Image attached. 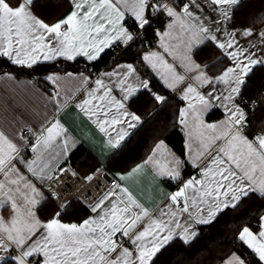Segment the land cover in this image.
Segmentation results:
<instances>
[{
	"label": "snow or ice",
	"instance_id": "6c2138e0",
	"mask_svg": "<svg viewBox=\"0 0 264 264\" xmlns=\"http://www.w3.org/2000/svg\"><path fill=\"white\" fill-rule=\"evenodd\" d=\"M70 2L72 11L50 24L33 11L36 0H0V58L28 69L59 59L74 61L83 57L95 61L105 50L128 46L138 33L149 29L156 32L160 47L174 59L175 48L182 47L178 59L183 74L160 53L150 52L142 59L166 87L176 90L184 85L181 92L187 107L179 110V123L188 128L191 118L198 132L195 153L191 144L187 147L192 165L199 168V178L182 180L185 162L160 140L142 164L119 177L125 180L151 166L154 176L178 182V190L169 193L155 213L117 183L91 206L95 216L66 223L57 212L43 221L37 214L43 193L13 161L23 164L41 182L51 180L58 165L51 160L42 162L43 151L59 149L53 158L66 156L76 142L59 120L49 121L39 133L29 128L35 138L31 151L36 155L25 161L20 153L28 141L21 135L23 143L18 144L0 130V210L10 209L7 218L0 216V264L9 259L14 264H155L157 255L173 241L191 244L199 235L197 225H210L228 210H238L251 195L264 198V130L251 139L245 135L247 115L239 102L254 67L264 66V31L258 33L259 44L249 42V47H244L238 36L251 37L252 29L237 33L222 27L231 20L240 0H207L214 16L204 14L202 0H186L182 6L174 0ZM160 15L169 18L163 32L152 23ZM132 26L135 32L130 30ZM177 27L179 33L174 37ZM172 39L177 40L176 46L170 45ZM206 43L231 61L219 75H209L208 66L193 59L194 49ZM3 78L13 80L10 73H4ZM45 79L53 86L47 99L56 111L67 102V82H74L73 95L83 90L77 109L96 125L113 149L121 146L130 134L128 129L141 122V117L128 109L138 93L147 92L157 104L166 101L165 96L151 91L150 81L142 79L132 63L117 64L94 81L83 73L61 76L51 72ZM90 83L92 87H88ZM205 87L207 92L200 91ZM213 107H222L226 119L205 123L204 113ZM93 178L94 174L84 177L89 182ZM259 227L258 232H253L243 226L237 239L251 250L257 264H264V216L260 217ZM125 239L132 247L125 246ZM13 250L17 255H8ZM226 264H245V259L233 253Z\"/></svg>",
	"mask_w": 264,
	"mask_h": 264
},
{
	"label": "trees",
	"instance_id": "16d2710c",
	"mask_svg": "<svg viewBox=\"0 0 264 264\" xmlns=\"http://www.w3.org/2000/svg\"><path fill=\"white\" fill-rule=\"evenodd\" d=\"M65 8L66 6H62L55 14H51L52 9L49 6H42L41 11L43 15L50 14L47 17L51 18L52 15L54 19ZM161 19V17L154 19L153 27L161 28L163 23ZM229 23L235 30L246 26L259 27L263 25L264 0H243L236 6ZM144 49L147 48L144 47L142 39L138 38L121 55L115 57L112 63L122 59L131 60L145 76L150 78L152 86L157 92L170 94L142 60L141 54ZM195 55L198 61L203 64L214 60L208 65V70L214 74L221 71L228 62L225 57L216 59L220 56V50L212 44H204L196 50ZM113 56V50H109L92 63L82 58L74 61L59 59L55 62L41 63L32 69L12 65L6 58H0V76L4 73L16 76L26 74L35 79L43 88H47L42 78L50 72L101 70L111 64L109 62ZM242 95L248 97L252 102L255 101L254 109L247 107L249 116L245 131L250 138H253L264 130V66L254 67L247 78ZM131 106L146 120L108 160L107 166L110 170L124 173L143 162L160 139L165 140L178 154L185 157V135L182 125L179 123L182 100L177 94L171 93L170 98L162 106L157 107V103L153 102L152 97L142 91L131 101ZM78 162H83L86 165V170H81ZM70 163L83 177L96 167L95 159L83 147L73 152ZM189 171L188 166L184 176ZM57 212H61L62 220L78 223L90 214L91 207L78 199L66 209L61 210L49 198L39 207V213L44 219L53 217ZM263 214L264 198L258 194L251 195L242 202L238 210H228L212 224L200 226L199 235L191 244L184 245L179 239L173 241L167 250H162V253L157 255L155 264H222L233 252H237L247 263L257 264V258L247 246L237 239V236L243 226H248L254 232H258L260 217Z\"/></svg>",
	"mask_w": 264,
	"mask_h": 264
},
{
	"label": "crops",
	"instance_id": "0c3cea01",
	"mask_svg": "<svg viewBox=\"0 0 264 264\" xmlns=\"http://www.w3.org/2000/svg\"><path fill=\"white\" fill-rule=\"evenodd\" d=\"M56 1V2H55ZM243 0H240L242 2ZM175 4L178 6H182L186 0H174ZM203 3V11L204 14L207 16H214L215 14L212 12V8L207 5V0H202ZM42 6H49L52 9L51 14H55V12L59 11V9L62 6H66L65 9L60 11L57 14V17L53 19V16L51 15V18H48L47 16L50 14H42ZM72 3L70 0H36V4L33 7V11L37 16H39L41 19L45 20L47 23H54L57 20L63 19L70 11H72ZM233 14V13H232ZM163 23L162 27L160 28L159 31L163 32L165 30V26L168 23L165 22V17L164 15H160ZM222 27L226 29L227 31H235L237 33L241 32L243 29L250 28L253 30V36L251 37H244V36H238L239 44L244 47H249V42L259 44L260 37L258 36V33L261 31H264V24L259 26V27H252V26H246L243 27L239 30H235L229 23V21L225 22ZM179 33V28L177 27L176 30L173 32V36L175 37ZM221 38L223 39V35L221 34ZM170 45L176 46L177 45V40L172 39L169 41ZM204 45V44H203ZM203 45H200L198 48L194 49L193 51V59L197 62L200 63L201 65H209L211 64L214 60H211L210 62H207L205 64L201 63L198 61L196 58L195 52L197 49L202 47ZM114 48V47H113ZM110 49V50H113ZM259 49H257L258 51ZM109 50H105L100 57L104 53H106ZM150 52H157L160 53L161 55L164 56V59L169 63V64H175L177 66V72L183 74V69L179 66V55L182 52V47H177L175 48L176 52V59L172 55H169L164 51L163 48L160 47V42L158 38V44L157 46L153 48H148L144 49L142 51L141 56L143 57L144 55L150 53ZM225 57L228 62L225 65V67L217 72V73H212L208 70L209 75H219L226 67H228L231 64L230 59L225 56L222 51L220 50V56L216 57V59ZM82 58L85 61L86 58L83 57H78ZM77 58V59H78ZM97 59V60H98ZM95 60V61H97ZM143 60V59H142ZM95 61H87V62H95ZM127 63H132L131 60L128 59H122L118 60L114 63H111L108 67H104L103 69L100 70L99 74L97 76H92V71L89 70H80V71H55L59 75L63 76L66 73H72L74 76L79 75L80 73H83L84 75H87L90 77V81H94L97 77H99L102 73L105 72H110L112 71L117 64H127ZM146 66L150 69V71L156 76V78L160 81V83L169 91V93H175L179 96V98L182 100V108L187 107V102L182 99V92L181 89L184 87V85H179L177 86L176 90H173L171 88H168L165 86L163 80H161L160 76L157 75L152 69L147 65V63L144 61ZM134 66L137 68V66L134 64ZM260 66V65H257ZM138 69V68H137ZM51 73V72H50ZM138 73L141 76L142 79H148L150 81V89L152 92H155L159 95L165 96L166 101L170 98V94H163L157 92L153 86L150 78L145 76L139 69ZM11 74V73H10ZM49 74V73H48ZM46 74L43 76V81L47 85V88H43L35 79H33L29 75H21V76H16L14 74H11L13 76V80H7L4 79V74L0 76V130H3L6 135H8L11 139H13L14 142L18 144H22L23 141L20 140V136L22 135L23 131L25 129H32L33 131L39 133L40 129L42 126H45L48 124L49 121H54V120H59L61 124L67 129L69 135L73 138V140L76 142V146L72 148L67 155H59L55 156L54 154L59 151V149H52V150H44L43 151V156H42V162H47L49 160L52 161L53 165H58L56 168L55 172L65 163L70 162L71 155L73 152H75L78 148L83 147L86 151H88V154H90L96 161V167L87 174V176L92 175L94 171L100 168H105L107 170V173L109 176H112L113 178L117 179L118 183L122 186L128 189V192L144 207L148 208L150 212L155 213L158 207L163 206V204L166 202V198L169 195V193L175 192L178 190L180 184L176 181H170L166 178L158 177L153 175V169L151 166H146V168L141 172L138 173L132 177H129L125 180H120L119 177L121 175H127V173L131 172L133 168L136 166L132 167L130 170L121 173L117 171L110 170L107 166L108 160L114 155V153L126 142V140L145 122L146 119H144L141 115H139L131 106V102L128 104V109L131 112L136 113L141 117V122L136 126L134 129H128L129 135L121 142V146L118 149H113L112 147L108 146L105 143V137L104 134L99 131V129L96 127L95 124L92 123V121L85 116L79 109H77L76 104L78 101H80L83 96L84 92L81 90L80 92H76L74 95L72 94V90L74 89V82L69 81L65 85V91L68 93V99L66 103H63V106L59 109V111H56L55 106L48 101V96L51 95V92L53 90V86L46 81L45 77L48 75ZM30 82V83H29ZM191 82V81H189ZM93 84L90 83L88 87H92ZM223 86H218L219 88H222ZM202 92H207L208 89L207 87L200 89ZM142 92V91H141ZM139 94V93H138ZM137 94V95H138ZM136 95V96H137ZM64 94L62 93V98ZM135 96V97H136ZM134 97V98H135ZM133 98V99H134ZM165 101V102H166ZM164 102V103H165ZM240 102V98H239ZM163 103V104H164ZM241 103V102H240ZM163 104H157V107L162 106ZM241 105L244 107V110L247 115V120L249 116V112L247 109V106L242 104ZM215 112H220L221 116L219 119H217L214 122H211V117ZM45 117H47V120H45ZM203 119L205 123H218L220 121H223L226 119V114L225 111L222 107H213L206 113H204ZM182 130L185 135V157H182L178 152H176L165 140V144L171 152H173L177 157H179L182 161L185 163L182 166V180H187L190 177H196L195 173L199 174V168L195 167L191 163L192 157L189 155V149L187 147L188 144L192 145V150L193 154L195 153L197 147H198V132L195 129V127L192 124L191 118H189V127L185 128L182 125ZM111 131V129H110ZM189 133H191V136H189ZM32 135V133H31ZM113 135H115V132H113ZM245 135L246 132H245ZM248 136V135H247ZM249 137V136H248ZM250 138V137H249ZM251 139V138H250ZM163 140V139H160ZM158 140V141H160ZM156 145V144H155ZM155 147V146H154ZM153 150V149H152ZM152 151L150 152V154ZM149 154V155H150ZM20 155L23 157L25 161H31L35 158V155L31 151V146L29 147V150L27 153L22 152ZM13 163H16V166L20 169L22 173H24L25 176H27L34 184L37 185V187L40 188L38 185V180L37 178L33 177L31 173L27 171L25 166L23 164L18 163L17 161H13ZM143 162L139 163L142 164ZM79 168L81 170H86V165L83 162H78ZM189 166L190 171L189 173L184 176V173ZM54 172V173H55ZM53 173V174H54ZM193 173V174H192ZM86 177V176H85ZM0 179H2V176H0ZM41 189V188H40ZM117 192H119V189H116ZM41 192L43 193L44 200L41 202L44 203L47 199L46 194L44 191L41 189ZM115 197H110V199H114ZM124 199V197H121ZM108 204V201H105V205ZM40 207V206H39ZM10 209L5 208L3 210H0V216H3L7 218L9 216ZM38 216L40 217L41 220L47 221L49 219H44L39 213L38 210ZM96 213H93L92 211L90 214L85 218H89L90 216H95ZM264 216V214L262 215ZM62 220V219H61ZM62 222H66L65 220H62ZM202 225H197L196 230L199 232V227ZM140 227H143V224L140 225ZM253 231V230H252ZM254 232V231H253ZM125 246L132 247L130 244H128L127 241L124 242ZM240 256L237 252H233ZM232 254H230L223 262L222 264H226V262L229 260L230 257H232ZM8 255L10 256H15L17 253L15 250L11 251ZM241 257V256H240ZM242 258V257H241ZM13 263L12 260H7L6 263ZM245 264H249L245 261Z\"/></svg>",
	"mask_w": 264,
	"mask_h": 264
},
{
	"label": "built area",
	"instance_id": "2783aa9c",
	"mask_svg": "<svg viewBox=\"0 0 264 264\" xmlns=\"http://www.w3.org/2000/svg\"><path fill=\"white\" fill-rule=\"evenodd\" d=\"M164 20L167 22L169 18L165 17ZM128 23L131 25V20H129ZM154 28L160 30L158 26H154ZM130 30L134 32L136 31L134 26H132ZM138 38L142 39L143 45L147 49L153 48L158 44V37L156 32L152 29H149L147 32L138 33L136 39ZM132 43L133 42H130L128 46H114V56L109 63H112L113 59L121 55ZM99 72L100 70L92 71V76H97ZM240 102L250 109L255 108V103H253L245 95L240 97ZM220 116V112H215L210 119L211 122L216 121L220 118ZM22 136L28 141L27 146L22 149V152L27 153L31 144L35 142V138L31 135V132H29L28 129L23 131ZM60 169H64V171L61 172ZM73 173H75V175H73ZM93 174L94 178L90 182L86 181L84 177L81 176L75 169V167L70 162H67L53 174V179H44L43 182L38 181V185L44 191L47 198L53 200L60 209L62 205L65 206L64 209H66L78 199L83 201L87 206L91 207L99 199H101L104 194H106L108 191H111L118 183L117 179L108 175L105 168L97 169L93 172ZM107 175L109 178H106ZM195 176L196 178H199L198 173H195ZM125 241H127V239H125L123 242Z\"/></svg>",
	"mask_w": 264,
	"mask_h": 264
},
{
	"label": "water",
	"instance_id": "95a60500",
	"mask_svg": "<svg viewBox=\"0 0 264 264\" xmlns=\"http://www.w3.org/2000/svg\"><path fill=\"white\" fill-rule=\"evenodd\" d=\"M106 178H109V176L107 175Z\"/></svg>",
	"mask_w": 264,
	"mask_h": 264
}]
</instances>
